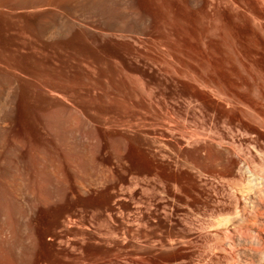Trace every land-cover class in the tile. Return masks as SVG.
I'll list each match as a JSON object with an SVG mask.
<instances>
[{"label":"rangeland","instance_id":"rangeland-1","mask_svg":"<svg viewBox=\"0 0 264 264\" xmlns=\"http://www.w3.org/2000/svg\"><path fill=\"white\" fill-rule=\"evenodd\" d=\"M67 25L69 34L52 33ZM0 33L46 41L57 72L84 73L75 92L83 125L61 102L50 108L56 142L45 131L49 110L26 107L25 123L60 155L62 139L75 142L62 130L86 125L90 141L98 134L87 160L105 172L102 190L68 211L69 200L41 208L32 264H264V195L254 206L246 171L264 177V0H0ZM65 40L88 45L90 59L116 51L120 80L81 69ZM121 140L148 171L117 169Z\"/></svg>","mask_w":264,"mask_h":264},{"label":"bare ground","instance_id":"bare-ground-1","mask_svg":"<svg viewBox=\"0 0 264 264\" xmlns=\"http://www.w3.org/2000/svg\"><path fill=\"white\" fill-rule=\"evenodd\" d=\"M38 28L36 33L39 37H47L48 39V36H51L48 33L49 31L46 30L47 28ZM70 31L71 27L67 25L56 29L52 33L61 36L69 34ZM23 33L25 35L28 34V32L26 34L25 31ZM33 36L35 35L33 34ZM72 42L65 40L59 42V46L70 48L71 56L70 53L69 56L74 59L77 65H82L81 67H88V65H91L95 70L96 77H99V79L100 77L102 79L104 76L105 79L109 81L113 75L117 74L116 71L119 72V70L123 68L119 66V63L122 65V59L118 58L120 56L119 52L117 54L119 56L116 57L115 55L112 57V54H115L116 51L109 52L108 50L111 49H105L106 52H104L107 53L108 51L111 57L110 55H108L109 57L106 56L108 53H104L105 56L104 54L101 56L102 54L97 55L95 52L97 58L94 57L96 55H92L94 59H90L89 56L91 57V55L89 54H92V51L90 52L87 47L88 45L86 46L82 41H77L75 44H73L75 41ZM48 46H50V44L46 41L45 43H34L33 41L9 42L6 41V39H0V222H4V225L2 223L0 224L9 230L7 231L2 228L4 230V236L8 234L7 232H9V235L6 237L7 239L5 238L4 240V237H2L1 239L3 240H0V264H32L35 254L39 252L37 251L36 253V250L41 243L42 232L39 231V228L37 229L39 225H36L37 218L40 217L39 211L42 210L41 208H46L51 205L55 206L69 200V206H63L64 209L68 211L76 202L86 200L85 198H87L88 195L90 196L91 191L99 193L105 181V172L101 166V161L95 159L93 162H89L87 160V152L90 151V148L93 147L96 149L97 147L98 137L96 138V135L98 134L94 131L95 134H93L90 131L91 135H93L91 137H95L94 142L88 139L90 137H88V134L90 133L87 134V129H84L86 125L84 127L82 126L85 122V104L82 105L81 102L75 100L77 96L75 92L80 91V85H82L85 80L83 77L84 73L82 74L80 72L82 74L80 75L78 73L79 70H76V68L74 70L72 69L73 72H69L70 74L67 73V70L65 73L57 72L56 63L53 62L55 59H51L53 53L50 50L52 53L50 57L51 53L48 52ZM51 47L53 48V46ZM110 48L112 47L110 46ZM112 49H114V47ZM72 63L70 65L75 64ZM127 63L129 64V62ZM54 66H56V68ZM59 73L62 75L64 74L65 76H63L65 78H62L63 76H60ZM114 78L113 76L112 80ZM64 100L69 104L65 103ZM56 102L63 103L66 109L70 108L71 110L75 108V112L78 111V116H75L78 117L79 123L82 124L81 127H77V129H67L65 127L66 129L64 128L65 130H62L64 131L63 133H69L67 136L71 134L75 142L73 141L74 143H72V140H70L72 137L68 136L69 142L72 143L69 145L68 139L65 138V134L62 135L67 140L60 139L64 147L67 146V148H69L68 150L72 149L76 152V156H74L75 153L72 156V153H69L70 156L66 154L68 150H65V154L60 155L61 153H59V150H61V147L57 148L60 145L56 147L50 140H46L44 137L43 139L39 136L40 126H38L37 123L36 125L32 124L35 120H32V125H29L28 122L25 123L26 116L24 117V111L26 107L32 108V110H36L38 113H42L45 110L47 112L49 110L47 113L43 112L45 114L43 118L48 120L46 121L48 124L45 125L46 129H44L52 141H57L58 139L55 138L56 132L54 127H52L54 125L52 124L53 121H51V123L49 122L52 120V117L55 116H53V112H51L50 108ZM60 133L59 131V134ZM61 137L59 136V138ZM122 143L123 145L120 147L121 150L119 149L118 155H115V157L117 156L116 166H119L123 172H130L133 168L138 167L142 171L147 170L146 167L141 165L136 166L131 162L130 157L137 154L135 153L132 155L136 147L131 153L130 149H132V147L126 145L127 143L125 144L123 141ZM64 147L62 148L63 152L64 149H67ZM129 158L131 163L128 162ZM132 158L134 159L135 157ZM119 167L117 169H119ZM246 171L248 173L247 185L250 188H255V192L250 193L248 197L251 199L250 201L254 206H258L260 203L259 196L264 195V177L250 168H247ZM89 200L92 201V198ZM91 201L88 202L91 203ZM85 203L87 202L85 201ZM8 206H11V208L8 209ZM56 212L59 214V211ZM11 220H13V222L15 221L14 223L17 224V227L15 226L16 229L12 226ZM48 230L50 229L48 228ZM57 236L58 235H56V237ZM37 261L38 258L36 262Z\"/></svg>","mask_w":264,"mask_h":264},{"label":"water","instance_id":"water-1","mask_svg":"<svg viewBox=\"0 0 264 264\" xmlns=\"http://www.w3.org/2000/svg\"><path fill=\"white\" fill-rule=\"evenodd\" d=\"M150 153H151L152 157H154L155 160H158V154L157 153H154L152 150H150ZM163 161L166 162V165L172 166V162L167 161V160H163Z\"/></svg>","mask_w":264,"mask_h":264}]
</instances>
